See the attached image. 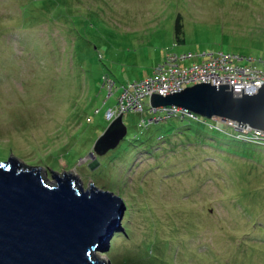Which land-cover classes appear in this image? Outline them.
Returning <instances> with one entry per match:
<instances>
[{"label": "rangeland", "instance_id": "rangeland-1", "mask_svg": "<svg viewBox=\"0 0 264 264\" xmlns=\"http://www.w3.org/2000/svg\"><path fill=\"white\" fill-rule=\"evenodd\" d=\"M30 1L0 0V161L39 166L50 184L51 170L69 171L121 197L118 229L95 252L104 264H264L263 145L210 118L149 121L159 112L145 101L123 113L116 147L93 150L123 112L121 92L167 51L264 69V0Z\"/></svg>", "mask_w": 264, "mask_h": 264}, {"label": "water", "instance_id": "water-1", "mask_svg": "<svg viewBox=\"0 0 264 264\" xmlns=\"http://www.w3.org/2000/svg\"><path fill=\"white\" fill-rule=\"evenodd\" d=\"M150 102L264 131V81L241 93L228 83L200 82L165 96L151 93ZM126 132L119 114L93 150L105 153ZM51 171L55 182L47 184L39 168L12 156L0 161V264H104L94 250L108 244L109 232L118 226L122 198L92 183L84 189L69 171Z\"/></svg>", "mask_w": 264, "mask_h": 264}, {"label": "built area", "instance_id": "built-area-1", "mask_svg": "<svg viewBox=\"0 0 264 264\" xmlns=\"http://www.w3.org/2000/svg\"><path fill=\"white\" fill-rule=\"evenodd\" d=\"M223 56H226L229 60L226 61L225 58L222 60ZM229 62H231V56L224 54L221 56L211 55L200 62V64L190 65L186 70L176 67L177 64L175 63L171 64L162 71L154 73L142 80L140 85L131 91L125 90L121 92L120 104L118 103L117 108L120 112L142 109L143 99L151 93L167 94L176 92L180 91L187 84L209 82L218 85V83H228L229 86L232 85V89L235 92L241 93V89L243 91L249 90L263 83L264 70L256 71L255 69L252 75L248 73L249 70L247 68L237 67L238 69H235V67L229 65ZM236 70L247 76V78L231 77L237 74L234 72ZM212 78H218L220 81L213 83ZM165 111L166 115H168L173 112H178L179 108L172 106ZM237 129L240 132L238 136H243L245 139L253 138L264 142V131L262 130L251 129L249 126H237Z\"/></svg>", "mask_w": 264, "mask_h": 264}, {"label": "clouds", "instance_id": "clouds-1", "mask_svg": "<svg viewBox=\"0 0 264 264\" xmlns=\"http://www.w3.org/2000/svg\"><path fill=\"white\" fill-rule=\"evenodd\" d=\"M210 54L211 53H214V52H209ZM209 53H202L201 55L202 56H200V55H198V54H191L192 55V57L194 58V62L192 63L193 65L194 64H200V62H202L204 59H206L207 57H209V56H211V55H209ZM188 56H190V54H188ZM184 58V57H183ZM188 58V57H187ZM185 59V58H184ZM164 63V65L163 66H157V67H155V70H154V72L153 73H158V72H160V71H162L163 69H165L166 67H168L169 65H171V64H174V63H171V62H169V61H164L163 62ZM261 70H264V69H261ZM145 78H142L141 79V81L142 80H144ZM137 81H139L138 79H136V80H134V82H137ZM140 81V82H141ZM130 83V82H129ZM128 83V84H129ZM200 83V82H199ZM194 84H197V83H194ZM194 84H187V85H185V87H189V86H192V85H194ZM212 84V83H211ZM212 85H215V84H212ZM216 86H218V85H216ZM184 87V88H185ZM183 89V88H182ZM234 91V90H233ZM176 92H178V91H176ZM234 93H237V92H235L234 91ZM159 94V93H158ZM167 94H169V93H167ZM150 96H151V94L150 95H148V96H146L144 99H143V107H142V109H140V110H144V102L145 101H147V103H148V105L150 106V109H151V111L153 112V113H155V112H159V115H156V116H154V118H150L149 119V121H158V120H165V119H167L168 117H170V115L168 114V115H166V111L165 110H167V109H169V107H172V106H175V107H178L179 108V111L178 112H173V113H176L175 115L177 116V118H180V119H184V118H187V119H196V120H201V121H205V122H208L207 121V118L206 117H204V116H201V115H199V114H196V113H194V112H192V111H189V110H187V109H185V108H182V107H179V106H177V105H160V106H153V105H151V102H150ZM162 96H165V94H162ZM136 110H138V109H136ZM127 111H131V110H127ZM124 112H126V111H123L122 113H120V114H122L123 115V113ZM119 115V114H118ZM115 118V117H114ZM113 118V119H114ZM112 119V120H113ZM142 122H144V119H142ZM211 125L210 126H212V128H217L218 130H220L221 132H225V133H227V134H230V136H238V134H240V132L238 131V129H237V123H233V122H225L224 124L225 125H229V126H232L233 128H234V132H228V131H226V129H223V128H221V127H219V126H217V125H214V124H212L211 122H209ZM139 125H141V123H139ZM141 126H144V125H141ZM251 128V127H250ZM251 129H254V128H251ZM238 137H240V138H244L243 136H238ZM245 139V138H244ZM20 162V161H19ZM24 165V164H23ZM31 167H36V168H39V170H41L40 168L41 167H39V166H31ZM47 181V180H46ZM47 184H49V182L47 181L46 182ZM92 184H94L93 182H91ZM82 187V186H81ZM100 188V187H99ZM84 189H86V188H84ZM102 189V188H101ZM107 190V189H106ZM121 217V216H120ZM119 223H120V219H119ZM118 226H116L115 228L116 229H118L117 228ZM114 231V228L109 232V236L112 234V232ZM108 239H109V237H108ZM101 245V246H100ZM105 245V243L104 242H101L100 244H99V246H100V248H98L97 250H100L101 249V247H102V249L101 250H103V248L105 247L104 246ZM106 245H108V244H106ZM97 250H94L95 252H97ZM105 250V249H104ZM102 259V258H101Z\"/></svg>", "mask_w": 264, "mask_h": 264}, {"label": "trees", "instance_id": "trees-1", "mask_svg": "<svg viewBox=\"0 0 264 264\" xmlns=\"http://www.w3.org/2000/svg\"><path fill=\"white\" fill-rule=\"evenodd\" d=\"M33 2H36L37 3V0H31L30 2L32 3ZM33 4V3H32ZM173 37H174V41L176 43H179V45H182L186 42L185 40V35H184V31H183V18H182V14H180V12H177L175 17H174V23H173ZM188 54H190V56H188ZM193 53L191 52H188V53H182V54H178V53H175V52H171V51H167L166 53V61H169L171 63H175L177 64L176 67L178 68H182V67H189L190 65H181L182 61L183 60H186L187 57L188 58H192V55ZM185 59H184V58ZM164 63L160 64V66H163ZM192 65V64H191ZM159 66V65H158ZM155 70V69H154ZM154 70H152L151 74H148L146 76H144L143 78H147L151 75H153L154 73ZM113 82V81H112ZM114 83V82H113ZM231 138V137H230ZM233 140V138H232ZM236 140L235 142L237 141H240L242 142L243 144H250V145H263L264 147V142L263 141H258L256 139H244V138H241V139H234ZM239 143V142H238Z\"/></svg>", "mask_w": 264, "mask_h": 264}, {"label": "bare ground", "instance_id": "bare-ground-1", "mask_svg": "<svg viewBox=\"0 0 264 264\" xmlns=\"http://www.w3.org/2000/svg\"><path fill=\"white\" fill-rule=\"evenodd\" d=\"M224 58L226 59V56H223V59L222 60H224ZM219 81H220V79H218V78H212V82L213 83H217Z\"/></svg>", "mask_w": 264, "mask_h": 264}]
</instances>
